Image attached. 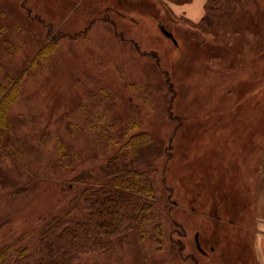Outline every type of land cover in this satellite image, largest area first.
<instances>
[{"label": "rangeland", "instance_id": "374dc122", "mask_svg": "<svg viewBox=\"0 0 264 264\" xmlns=\"http://www.w3.org/2000/svg\"><path fill=\"white\" fill-rule=\"evenodd\" d=\"M73 1L0 0V81L8 73L18 76L47 41L58 43L30 69L9 111L10 130L0 152V248L28 231L33 236L20 245L36 240L54 216L77 213L80 192L93 179L74 178L103 174L127 126L138 123L131 133L149 131L172 147L151 174L157 202L150 235L142 244H125L118 255L86 253L81 264H261L254 193L247 204L237 202V212L226 208L235 204L226 182L216 190L223 194L219 199L207 190L208 169L227 166L217 160L221 154L214 164L215 147L227 144V152L235 148L239 155L234 139L248 146L249 132L264 144V115L257 124L247 96L257 92L264 114V0H222L217 35L193 27L205 16L207 0L194 5L204 8L198 20L177 11L195 0H127L121 7L125 16L115 7L119 0ZM58 26L73 34L61 36ZM173 62L180 64L177 74H171ZM247 81L251 89H242ZM260 143L258 155L232 161L245 184L260 178ZM217 178L223 182L221 173ZM155 223L162 224L161 238Z\"/></svg>", "mask_w": 264, "mask_h": 264}, {"label": "trees", "instance_id": "16d2710c", "mask_svg": "<svg viewBox=\"0 0 264 264\" xmlns=\"http://www.w3.org/2000/svg\"><path fill=\"white\" fill-rule=\"evenodd\" d=\"M83 1L108 3V0ZM171 1L184 4L192 0ZM221 2L222 0H207L205 16L193 27L199 31L217 35L215 24L220 18ZM123 4H128L127 0H119L118 6H115L120 16H125L126 13L121 9ZM84 8L90 9L87 6H84ZM106 8L108 9L110 6ZM102 12L107 14L105 10L101 11V14ZM81 14H83L82 11ZM56 28L61 36L73 34L72 31H67L61 26ZM135 43L140 46L138 42ZM57 47L56 40L47 41L31 59L30 65L18 76L8 73L5 76V82L0 81V152L4 150V138L10 130V108L19 99L30 69L37 66L39 61L50 57ZM152 55L158 58L157 53L153 52ZM178 66L180 64H177V62L172 63L171 74H177L176 68ZM244 83L245 86L242 89H251V86L246 85L251 81ZM173 95V99L178 97V94H174V92ZM240 95L245 97L242 93ZM247 96L251 97L249 102L254 105L253 114L257 124H260L264 114L257 106L260 104L261 99L255 98L258 97L257 92H250ZM242 102L244 103L243 100ZM248 121L250 122V120ZM138 128V123L127 126L120 147L114 157L102 168L103 174L96 177L91 172H84L74 178L75 181L84 183H88L93 179L92 185L87 184L80 192L79 202H82L83 206L77 213L68 211L63 215L54 216L38 233L36 240L32 237L29 243L20 245V242L33 236V233L28 231L16 241L3 245L0 248V264H81V257L86 253L113 252L118 255L125 244H131L135 241L140 244L144 243L150 235L149 226L155 217V204L157 202L156 188L151 174L157 171L156 162L160 158L171 156L172 147L168 145L165 148L159 144L149 131L137 130L131 133L132 130ZM249 134H251V137L245 141L248 146L243 144L239 146L234 139V145L239 147L238 150L241 155L236 153L235 148H228L229 152H227V144L226 146L220 145V149L215 147L214 164L216 165L217 155L221 154L217 160L223 164L227 163V166L221 168L223 165L218 164L217 169L216 167L215 169H208L210 179L207 191L211 193L212 199L216 200L223 196L222 193L219 196L216 190L221 192L223 183L226 182L230 188L228 197H231L235 203L230 206L225 202L226 208L232 207L237 212L242 209L237 205V202L242 201L243 204H247V201L253 199V192L250 185L245 184L242 171L233 169L232 166V161L239 162L241 157L246 161V158L249 159L252 155L259 154L260 147L258 148V144L260 141L257 140L256 134L251 132ZM247 140L250 141L247 142ZM261 145L263 148L264 144L262 142ZM64 149L65 146L60 141L59 150L61 155H65ZM231 150L234 154V160H232ZM202 159H204L203 156H201ZM219 173H221L223 182L218 181ZM203 183L199 171L197 184L200 195L203 193ZM243 185L247 186L244 187ZM152 228L156 236L163 237L161 223H155ZM158 241L159 249L163 250L162 240L159 239Z\"/></svg>", "mask_w": 264, "mask_h": 264}, {"label": "crops", "instance_id": "0c3cea01", "mask_svg": "<svg viewBox=\"0 0 264 264\" xmlns=\"http://www.w3.org/2000/svg\"><path fill=\"white\" fill-rule=\"evenodd\" d=\"M196 1L198 0H195V2L190 4H185L182 9H178L177 11L179 12L185 11L187 15H189L194 20L201 19V17L204 16V8L202 7L200 9L194 7ZM242 160L243 158L241 157V162ZM248 184L252 187V191L254 193L255 203L253 205V209L255 210V220H256L257 233H258V237H257L258 250L260 251L259 255H260L261 264H264V162L263 163L261 162L260 178L258 179L257 183L254 184L253 182H251Z\"/></svg>", "mask_w": 264, "mask_h": 264}, {"label": "water", "instance_id": "95a60500", "mask_svg": "<svg viewBox=\"0 0 264 264\" xmlns=\"http://www.w3.org/2000/svg\"><path fill=\"white\" fill-rule=\"evenodd\" d=\"M163 31L165 32L166 35H168L169 37H171L172 39H174V34L169 31L168 29H166L164 26H162Z\"/></svg>", "mask_w": 264, "mask_h": 264}]
</instances>
